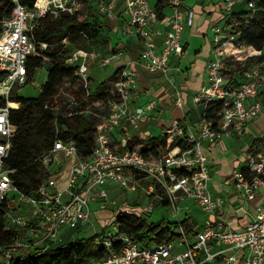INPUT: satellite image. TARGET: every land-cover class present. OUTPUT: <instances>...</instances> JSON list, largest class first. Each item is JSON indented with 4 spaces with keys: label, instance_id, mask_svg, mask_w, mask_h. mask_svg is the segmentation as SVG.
<instances>
[{
    "label": "built area",
    "instance_id": "obj_1",
    "mask_svg": "<svg viewBox=\"0 0 264 264\" xmlns=\"http://www.w3.org/2000/svg\"><path fill=\"white\" fill-rule=\"evenodd\" d=\"M11 1V15L0 19V71L4 74L0 79V206L7 202L4 229L16 231L11 242L0 245V262L10 264L24 259L39 252L38 248L43 253L48 247L46 243L62 241L64 228L75 229L90 222L91 202L98 204V211L114 212L120 202L111 198L110 193L117 187L125 194L141 190V195L149 200L137 206L123 201L117 215L134 212L143 216L153 213L157 205L164 206L177 217L171 221L176 238L161 245L145 246L120 230L116 215L110 226L90 235L92 243L106 248L105 255L81 264H264V134L263 145L254 146L247 155L246 171H234L226 180L243 196L241 210L261 192L263 195L261 204L241 229L231 226L229 217L223 214V205L213 197L212 161L203 149L204 141L220 143L224 137L244 134L264 112V60L245 70L240 79L238 75L224 74L219 58V48L226 44L247 48L240 29L244 21L240 17L247 21L255 13V0L223 1L224 18L213 29L206 82L193 97L194 103L203 107L197 127L185 126L179 117H174L166 121L155 152L145 153L133 146L130 142L134 139L125 133L123 124L139 129L150 119L157 103L153 100L141 105L134 103L138 71L135 60L126 59L110 84V97L95 102L106 113L96 131L92 152L81 155L74 140L56 139L41 156L50 175L37 188L38 197L20 190L13 181L15 170L6 165L12 139L18 131L11 121V109L20 107V103L17 107L11 105L9 95L15 86L30 81L28 61L37 46L47 47L36 40L34 30L46 15L75 13L84 9L87 2L96 6L103 19L117 20L116 7L122 0H35L33 6L22 0ZM123 1L125 22L121 30L123 35L140 40L137 61L148 71L167 75L171 57L185 54L182 37L193 24L194 11L186 7V0H167L173 13L160 18L151 0ZM154 24L166 27L161 46L153 38L159 33ZM125 56L123 50L105 54L96 49H78L68 63L76 67L75 73L88 96L91 63L106 67ZM176 102L181 106L182 98L178 96ZM85 112L90 109L74 98L72 109L61 116ZM172 142L175 145L170 147ZM191 202L208 215L199 228L193 226L196 219L180 218L182 213L189 214ZM21 204L27 206L26 212H21Z\"/></svg>",
    "mask_w": 264,
    "mask_h": 264
},
{
    "label": "trees",
    "instance_id": "obj_2",
    "mask_svg": "<svg viewBox=\"0 0 264 264\" xmlns=\"http://www.w3.org/2000/svg\"><path fill=\"white\" fill-rule=\"evenodd\" d=\"M22 2L33 6L35 0ZM90 3L87 2L86 6ZM255 3L257 10L247 21L240 17L244 21L240 29L247 48L240 49L235 43L219 48L224 74L238 75L241 79L245 70L264 60V0H255ZM167 6V0L157 1L156 10L160 18H163V10ZM12 10L11 0H0V19L10 16ZM83 10L75 13L62 12L57 16L46 15L40 20L34 36L38 42L46 43L47 47L43 49L40 45L37 46L29 58L28 73L31 80L42 68L49 72L41 86V94L38 97L12 96V93L9 95L12 106L17 107V103H20V107L11 109V121L18 126V131L12 139L6 165L15 170L12 175L14 184L33 197H38L37 188L50 175L41 156L52 148L54 141L58 138L74 140L79 153L87 156L94 148L96 131L104 121L106 111L99 109L95 102L110 97L108 89L113 80L90 86V94L86 96V88L75 73L76 67L68 63L71 54L78 49H96L103 53L108 49V31L103 20L91 8L87 15ZM3 75L0 71V79ZM64 86L90 112L71 117L59 115L56 97ZM160 142L161 139L153 137L142 150L145 153L155 152ZM130 143L135 146L138 139ZM252 143L249 151L254 145H263L261 139H254ZM174 145L175 142H172L169 146ZM246 168L245 165L241 170L246 171ZM6 209L7 202H3L0 206V245L11 242L16 231L4 229ZM117 221L122 232L145 246L161 245L176 238L174 223L171 221L167 225L163 221L149 222L134 212L119 213ZM185 225L187 229H191L190 225ZM91 240L92 236L86 241L64 238L59 242H49L45 244L48 246L45 252L42 253L38 248L39 252L29 254L24 259H16L10 264H81L93 257H103L106 248Z\"/></svg>",
    "mask_w": 264,
    "mask_h": 264
},
{
    "label": "crops",
    "instance_id": "obj_3",
    "mask_svg": "<svg viewBox=\"0 0 264 264\" xmlns=\"http://www.w3.org/2000/svg\"><path fill=\"white\" fill-rule=\"evenodd\" d=\"M157 1L158 0H151L153 5H156ZM223 1L224 0H186V7L194 11L193 24L187 27L183 33L182 39L185 46V54L182 56L173 55L171 57L170 69L167 75H164L160 71H148L139 64L137 59L141 50V42L131 35H123L121 30V25L125 22V17L122 14L123 10L118 11L116 7V13L118 15L117 20L110 21L101 17L108 31V49L104 53L107 54L123 50L126 56L122 59H115L113 64L108 65L113 67L114 71L108 78L99 80V83L94 82L93 74L99 73L98 68L102 67L95 66V64L91 63L90 76L92 83L98 85L104 81L113 80L115 75L122 69L126 59L133 58L135 60L134 67L138 71V87L136 95L133 98L134 103L136 105H141L149 100H153L157 103V108L151 112L150 119L142 124L139 129H133L128 123L123 124L126 130L125 133L134 140L138 139V141H140L139 145H146L153 137L161 139L166 121L174 117H179L182 120V124L185 126H192L195 128L199 125L203 107L199 109L198 118L193 116L194 107H200V105L194 103L193 97L201 90L206 82V67L213 50V29L215 25L222 23L224 18ZM163 13L164 16H170L173 13V9L167 6L164 8ZM153 28L159 31L153 38L158 46H161L164 41L163 31L166 27L163 24H154ZM48 73L47 71V77ZM178 96L182 98L181 106L176 102ZM158 127L161 129L156 133L155 131ZM245 133L251 135L254 139L262 140L264 134V112L246 128ZM203 149L212 161L210 188L213 197L223 205V214L229 217L228 219L231 226L235 229H241L250 220L252 214L255 213L257 206L261 204L263 199L262 192L246 205V207L252 208L251 210H247L246 207L245 210L240 209L243 196L235 185L231 183L228 184L226 180L234 171L241 170V167L240 169L234 168L232 174L228 173L222 176L224 177V180L222 178V185L232 186L230 196L224 198L217 195L212 190L211 186L214 174L217 172L215 169H219L220 172H223V169L225 170V159L231 153V150L222 142L210 143L208 141H204ZM221 166L224 168L221 169ZM191 204L193 205L192 202ZM207 217L208 215L206 214L205 219ZM195 221H197V219L194 220V222ZM203 222L200 223L199 227Z\"/></svg>",
    "mask_w": 264,
    "mask_h": 264
},
{
    "label": "rangeland",
    "instance_id": "obj_4",
    "mask_svg": "<svg viewBox=\"0 0 264 264\" xmlns=\"http://www.w3.org/2000/svg\"><path fill=\"white\" fill-rule=\"evenodd\" d=\"M154 1V0H153ZM89 8L92 9L93 13L101 17L100 14L97 11L96 6L93 5V3H90L88 6H86L83 10L85 15H87ZM117 8L118 11L123 10L124 8V1H119L117 3ZM255 65V64H254ZM94 66V65H93ZM98 66V65H95ZM100 67V66H99ZM98 68V67H95ZM99 73H94L93 78L95 83H99V80H103L108 78L114 71L113 67L107 66V67H102L98 68ZM47 78V70L46 68H42L38 70L36 75L31 78V80L23 86H15L13 88L12 96H22V97H38L41 94V86L42 84L45 83ZM92 83L91 86H95L97 84ZM20 88V89H19ZM74 96L70 95L66 87L64 86L60 93L56 97V102H57V113L59 115H64L68 111H70L73 107V100ZM194 107V106H193ZM202 105H200L199 108L194 107V112L193 116L196 118L199 117V109H201ZM160 127L156 128V133L160 131ZM138 133V132H137ZM134 133V134H137ZM253 140L254 137L251 135L245 133V134H237L234 137H224L222 140V143H224L229 150H231V153L228 155V157L225 159V170L223 169L224 167L221 166L220 168L223 169V172H220L219 169H215V174L213 177V180L211 182L212 190L219 195L220 197L227 198L230 196V190L232 186H225L222 185V182L224 180L223 175L226 174H232L234 168L240 169L246 164L247 161V155L249 153V148L253 145ZM148 142V141H147ZM142 143V142H141ZM140 144V141L135 144V147H140L141 149L145 147L144 144ZM62 166L61 168H63ZM56 168V167H54ZM223 178V180H222ZM141 190L137 194L129 193L125 194L120 188L113 187L110 193L111 198H117L119 200L118 206H116L113 210L107 209V210H101L98 211V204L95 202L90 203L91 207V220L88 223H85L83 225H80L78 228L72 229V228H64L63 233L65 234V239L70 240V239H75V240H83L86 241L90 235L94 232V230H97L100 232L103 228L110 226V224L115 220L116 215L118 213L119 207L123 204V201H125L128 205L130 206H137L142 203H148L149 200L147 198H144L141 195ZM15 201H18V198L16 196ZM21 212H26L27 211V206L24 204L20 205ZM247 210H251L252 208L246 207ZM206 213L203 211H200L197 207L192 205L191 211L189 212L188 215L184 216L182 213L180 215L181 219H185L186 217L189 219L192 217L193 219H197L194 227L198 228L200 223L203 222L205 219ZM147 221L149 222H156V221H164V222H169V221H176L177 217L172 216L170 214V211L168 208L157 205L155 207V210L151 214H146L143 215ZM110 228V227H109Z\"/></svg>",
    "mask_w": 264,
    "mask_h": 264
},
{
    "label": "bare ground",
    "instance_id": "obj_5",
    "mask_svg": "<svg viewBox=\"0 0 264 264\" xmlns=\"http://www.w3.org/2000/svg\"><path fill=\"white\" fill-rule=\"evenodd\" d=\"M12 105V104H11Z\"/></svg>",
    "mask_w": 264,
    "mask_h": 264
}]
</instances>
